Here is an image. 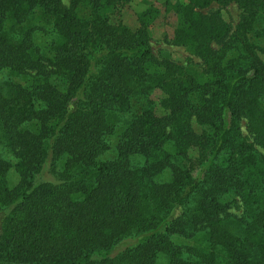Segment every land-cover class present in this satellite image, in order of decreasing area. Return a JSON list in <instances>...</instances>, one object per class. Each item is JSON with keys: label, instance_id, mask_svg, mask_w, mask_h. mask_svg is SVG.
Here are the masks:
<instances>
[{"label": "trees", "instance_id": "1", "mask_svg": "<svg viewBox=\"0 0 264 264\" xmlns=\"http://www.w3.org/2000/svg\"><path fill=\"white\" fill-rule=\"evenodd\" d=\"M127 1L0 0V146L17 177L0 155V264H264V0L169 6L199 71L154 56L149 10L134 30L110 23ZM213 2L239 8L230 34L201 11Z\"/></svg>", "mask_w": 264, "mask_h": 264}, {"label": "rangeland", "instance_id": "2", "mask_svg": "<svg viewBox=\"0 0 264 264\" xmlns=\"http://www.w3.org/2000/svg\"><path fill=\"white\" fill-rule=\"evenodd\" d=\"M63 4H67V0H62ZM177 0H130L124 3H119L111 5L106 11V15L110 23L114 24L120 22L121 24L128 27L130 30H134L138 26L137 16L138 14L149 10V16L147 17V31L149 37V45L152 53L158 59H168L172 62H175L182 66H187L200 70L202 67L201 59L197 56L191 54L186 47L182 45H175L171 43V32L172 28L177 24L178 20L171 11H169V6L176 3ZM213 10H219L222 19L229 25V32L234 28L239 15L240 10L237 5L233 2H230L226 5H219L216 2L211 3V5L201 11L206 13ZM227 34V35H228ZM32 39L36 45L39 47H45L47 43V37L42 36L40 33L35 32L32 35ZM225 40V39H224ZM220 42H213L211 47L215 50L219 48ZM5 78L4 72H0V82ZM54 84L57 86L61 84L56 78L51 79ZM161 97V93L158 90H154L149 94V99H152L154 102H157ZM144 99L138 98L132 100L131 111L137 112L139 106L143 104ZM157 113H161L158 109ZM127 113L121 114L120 125L124 124L127 121ZM29 128L32 125L27 126ZM193 127L197 130V126L193 124ZM240 132L247 140L251 141L250 135L247 133L244 125V121L240 122ZM117 133L118 130L113 132L111 135H108L106 138V150L99 156L101 160L111 159L115 153V145L117 143ZM256 149L263 153V150L259 147ZM0 155L3 159L7 160L10 164L8 172V182L9 185H14L17 181L16 174L13 171L12 165L14 160L11 158L8 152L1 148L0 146ZM136 160V159H135ZM134 160V162H135ZM168 178L166 173H163L159 176L158 180L163 181ZM235 200L234 203L230 204L231 200ZM222 202L228 203L226 212L230 214H239L241 212V205L237 198L231 194L227 193L222 197ZM5 213V209L0 207V224ZM170 240L181 248L183 256L185 255L184 247L192 244L190 238H185L182 235L172 234L170 235ZM158 260H163L162 256L158 257Z\"/></svg>", "mask_w": 264, "mask_h": 264}]
</instances>
